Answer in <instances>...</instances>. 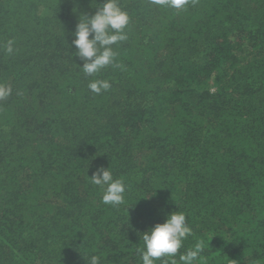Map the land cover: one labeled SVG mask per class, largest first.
<instances>
[{"label": "trees", "instance_id": "1", "mask_svg": "<svg viewBox=\"0 0 264 264\" xmlns=\"http://www.w3.org/2000/svg\"><path fill=\"white\" fill-rule=\"evenodd\" d=\"M103 2L0 0V264H142L173 211L194 233L177 264L198 241L204 264H264V0H117L121 67L87 76L72 34ZM100 167L126 204L102 202Z\"/></svg>", "mask_w": 264, "mask_h": 264}, {"label": "clouds", "instance_id": "2", "mask_svg": "<svg viewBox=\"0 0 264 264\" xmlns=\"http://www.w3.org/2000/svg\"><path fill=\"white\" fill-rule=\"evenodd\" d=\"M154 2L171 9L183 10L189 0H154ZM96 5L93 15H79L72 34L74 37L72 46L76 49L74 54L82 61L83 66L80 68L87 76H94L107 66L121 67L116 62L117 53L113 45L127 39L125 28L130 19L117 0H104L102 4L96 3ZM13 44L12 40L7 42L5 46L7 53L13 52ZM88 87L93 93L101 94L109 90L111 84L104 79H94ZM11 91L9 86L0 84V100L6 99ZM88 179L93 185L100 187L104 204L113 207L126 204V185L123 179L113 178L110 167H100ZM189 236H194V233L185 213L173 211L167 214L163 223H157L140 234L142 246L138 248V252L142 264H156V261L162 257L169 258L171 264H177L175 257ZM203 252V242L198 241L179 255L180 264H196L197 261L204 264ZM100 260V256L92 255L87 264H100ZM163 264H169V261L165 260Z\"/></svg>", "mask_w": 264, "mask_h": 264}]
</instances>
